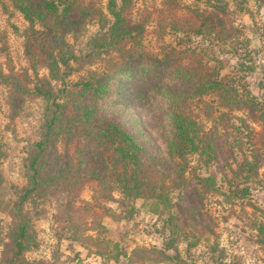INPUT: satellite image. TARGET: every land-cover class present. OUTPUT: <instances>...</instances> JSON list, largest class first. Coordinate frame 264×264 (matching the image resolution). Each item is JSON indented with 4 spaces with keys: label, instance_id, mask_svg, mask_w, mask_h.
Listing matches in <instances>:
<instances>
[{
    "label": "trees",
    "instance_id": "16d2710c",
    "mask_svg": "<svg viewBox=\"0 0 264 264\" xmlns=\"http://www.w3.org/2000/svg\"><path fill=\"white\" fill-rule=\"evenodd\" d=\"M94 2L13 0L31 24L26 33L29 53L35 59L41 56L49 71V77L31 91L44 100L45 111L42 138L33 143L26 163L28 183L7 205L13 225L6 246L12 252L9 259L13 264H29L24 253L37 247L33 222L26 209L30 201L46 202L56 197L65 206L72 207L83 187L96 183L102 189L100 197L108 198L119 190L124 199L156 202L163 212L171 213L170 223L178 217L186 224L190 221L201 229H208V220L212 219L204 210L205 198L219 192V188L212 175H189L190 157L197 156L204 165H220L223 160L227 166L222 167V174L227 169L235 177L243 174L244 183L258 176L264 160V112L260 111L259 103L254 98H244L232 79L221 75L222 65H211L201 51L190 46L178 48L164 39L167 30H171L228 41L238 30L232 26L227 3L214 0L207 9L186 6L180 14L182 7H170L167 0L168 9L157 10L158 29L152 31L156 35L157 51H148L143 41L151 33L146 28L151 13L134 23L127 17L132 0L120 3L108 0L109 20L95 8ZM77 10L80 16L71 17ZM83 10H90L89 14ZM89 15L99 16L106 30L92 38L89 52L78 55L66 39L68 27L75 35L83 16ZM93 59L110 67L88 70L78 81L70 80L82 70L78 65ZM0 77H3L1 70ZM261 86L264 89V77ZM123 102H134L145 113L150 122L145 126L146 131L135 127L132 130L129 122L116 121L115 106ZM196 102L204 104L205 111H219V120L214 126L207 129L198 120L199 115L193 108ZM236 111H247L250 122L263 127L249 129L243 119L248 129L243 139L239 136L242 128L229 124ZM227 146L231 147L229 154L233 149L242 154V160L235 167L229 164V156H224ZM185 187L192 189L194 203L191 200L193 204H190L182 195L178 196V204L174 203L172 194ZM229 187L233 189L232 185ZM248 190V186L236 188L225 195L245 197ZM95 209V205L86 202L84 210L95 215ZM261 244L264 248V240ZM172 249L178 252L174 238L162 248H138L134 254H148L158 263L171 264L180 258L179 254H169Z\"/></svg>",
    "mask_w": 264,
    "mask_h": 264
},
{
    "label": "rangeland",
    "instance_id": "374dc122",
    "mask_svg": "<svg viewBox=\"0 0 264 264\" xmlns=\"http://www.w3.org/2000/svg\"><path fill=\"white\" fill-rule=\"evenodd\" d=\"M85 4L92 0H83ZM95 8L111 20L106 7L108 0H94ZM119 3L121 0H117ZM167 0H132V8L127 13L129 21H142L151 13L146 35L143 41L148 51H157L156 35L158 29L157 10L166 8ZM170 7L180 6V14L185 7L207 9L214 0H169ZM231 11L232 26L238 32L228 41L215 37L186 35L167 30L166 43L183 48L190 46L201 51L211 65L221 67V75L232 79L234 86L244 98H254L264 112V0H223ZM0 4V264L10 262L12 252L6 246L8 233L13 225V217L7 205L17 198L28 179L25 175L27 159L32 152L34 142L42 138L44 121V100L31 94L42 80L49 77V71L43 65L41 56L35 59L27 48V31L31 24L14 6L13 0H2ZM220 5H224L220 3ZM80 10L71 17H79ZM90 10H83L89 14ZM93 11V10H92ZM96 14V13H95ZM99 16L82 18L79 31L74 35L69 31L68 43L79 55L89 52V42L99 32L106 29L101 26ZM109 24L106 25V28ZM40 29L39 25H36ZM40 53V52H38ZM119 60V59H114ZM110 67L98 59L86 61L77 68L80 72L70 77L78 81L88 70H102ZM253 67V68H251ZM56 84V83H53ZM206 101H210L209 98ZM199 115V121L209 129L219 120L216 109L205 111L204 104L193 106ZM222 111V109L220 110ZM247 111H236L229 124L241 127L247 136L248 129L260 130L257 123L247 118ZM116 121L129 122L131 129L147 130L150 122L145 113L134 102L115 106ZM240 118H242L240 120ZM244 119V120H243ZM264 125V124H263ZM138 129H135L138 134ZM139 136L145 138L143 133ZM244 139V137H243ZM246 140V139H245ZM233 145H236L234 140ZM246 146V152L248 144ZM238 146V145H237ZM224 149V156H229V164L242 160L238 149ZM264 159V158H263ZM226 160V159H225ZM189 175H212L216 178L219 192L205 198L204 210L211 216L208 229H201L194 223L186 224L177 217L168 222L170 214L162 211V206L151 200L124 199L119 190L110 197H100L102 189L96 183H87L80 192V197L72 207L65 206L56 197L46 202L30 201L26 205L34 226L37 247L24 253L29 264H164L158 263L148 254H134L138 248H162L170 239L176 240L178 252L169 251L171 256L179 254V260L171 264H264V160L257 177L244 183V176L235 177L230 171L223 173L221 164L204 165L197 156L189 159ZM225 171V170H224ZM233 186V189L229 187ZM249 187L245 197H226L230 190ZM187 188V189H186ZM192 189L177 190L172 194L174 203L178 196L194 203ZM226 194V195H225ZM191 200L193 203H191ZM66 202V199H64ZM86 202L95 205L96 214L84 210ZM188 204V203H186ZM189 205V204H188ZM109 210V211H107ZM176 212V208H174ZM176 224L178 227H176ZM177 231V232H174ZM181 238V241H177ZM179 242V243H178ZM127 253L119 255L118 251ZM21 264V262L17 263Z\"/></svg>",
    "mask_w": 264,
    "mask_h": 264
}]
</instances>
